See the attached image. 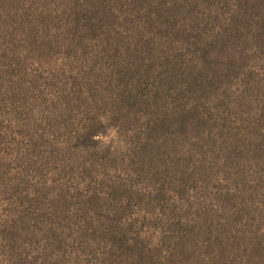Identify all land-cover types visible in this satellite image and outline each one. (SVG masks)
I'll return each mask as SVG.
<instances>
[{
	"label": "rangeland",
	"instance_id": "1",
	"mask_svg": "<svg viewBox=\"0 0 264 264\" xmlns=\"http://www.w3.org/2000/svg\"><path fill=\"white\" fill-rule=\"evenodd\" d=\"M0 264H264V0H0Z\"/></svg>",
	"mask_w": 264,
	"mask_h": 264
},
{
	"label": "clouds",
	"instance_id": "2",
	"mask_svg": "<svg viewBox=\"0 0 264 264\" xmlns=\"http://www.w3.org/2000/svg\"><path fill=\"white\" fill-rule=\"evenodd\" d=\"M100 124L105 126L106 131L98 132L92 136V140L98 142L96 148L103 147L105 150L114 151L117 148L120 150L126 149V144L119 135V129L114 125L110 124L111 114H102L97 117Z\"/></svg>",
	"mask_w": 264,
	"mask_h": 264
}]
</instances>
